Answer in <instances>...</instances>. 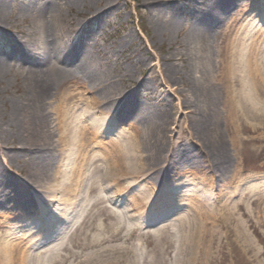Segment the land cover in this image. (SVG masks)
I'll return each mask as SVG.
<instances>
[{"label": "bare ground", "instance_id": "obj_1", "mask_svg": "<svg viewBox=\"0 0 264 264\" xmlns=\"http://www.w3.org/2000/svg\"><path fill=\"white\" fill-rule=\"evenodd\" d=\"M36 1H41V5L32 12L29 33L18 42L24 44L27 54L36 48L41 52L28 64V69L19 64L13 72L26 71L29 92L24 99L27 100L17 101L12 97L11 107L1 115L0 122V140L17 135L20 146L13 147L12 151L20 148L29 155L30 163L25 190L19 187L12 190L8 182L0 180V188L13 193L12 206L0 215L3 218L0 219V264H169L176 244L175 264H207L216 236L221 238L219 228L223 229L222 237H228L225 230L232 229L228 222L234 218L233 213L225 211V206L222 212H212L208 199L216 197L207 192L202 182H192L193 188L184 193L185 182L181 178L187 181L190 172L178 178L170 173L175 171V166L170 161L173 152L167 146L170 121L164 110H154L150 116L143 113L142 107L130 106L127 92L107 72L110 69L106 60L89 50L80 57L68 47L73 38L70 35L85 25L84 20L79 19L74 28L66 29L65 18L56 7L61 0ZM103 1L101 14L116 9L115 0ZM171 1L183 0H143L151 9L165 7ZM191 1L196 9L190 28L179 44L181 51L171 53L167 61L172 62L178 54L190 53L192 60L202 65L203 76L189 87V108L197 115V121L205 124L199 135L203 140L212 138L211 147L210 144L207 147L215 156V171L224 174L228 170L226 142L219 119L230 118L232 135L238 134L239 127L249 126V121L256 122L253 131L264 129V0H248L235 10L225 27L226 51L219 62L214 60L210 40L214 28L224 19L223 13L237 0ZM4 11V0H0V23ZM28 11V7L19 9L18 17L24 18ZM176 26L171 17L155 30L163 39H168ZM63 35L69 37L64 45L59 42ZM117 51L110 50L112 54ZM59 58L91 84L89 90L73 89L61 96L52 117L47 104L51 84L49 69ZM5 61L0 55V74ZM154 69L155 66L151 70ZM165 71L173 72L176 68L167 63ZM126 116L132 121L128 129L124 125ZM119 125L122 127L117 128ZM180 152V159L189 161L187 151ZM181 192L184 202L177 200ZM125 195L130 198L128 207L123 212H115L112 206ZM94 198L89 213L85 214L82 209L76 212L79 201L92 204ZM100 204L104 208L101 212L108 213L102 219L99 213H91ZM182 205L189 208L183 214L179 209ZM152 209L159 214L155 218L156 232H140L148 221L140 222V226L131 221L140 216L150 219L156 214ZM133 210L135 214L131 216ZM171 211L178 212L177 216L160 221L163 214ZM111 217H117L116 221L108 223ZM129 223L135 226L127 229ZM80 225L84 229L88 226V231L96 230L93 237V232L89 234L85 230L75 234ZM166 229L177 231L178 239H170ZM134 233H138L141 243L133 246L129 239ZM240 239L241 243L248 241L249 247L254 246L249 235L247 239ZM110 242L119 244L107 250H94ZM141 244L155 245L156 253L153 256L143 253L130 259L134 247ZM72 247H82L83 252L91 250L84 254H66L73 253Z\"/></svg>", "mask_w": 264, "mask_h": 264}, {"label": "rangeland", "instance_id": "obj_2", "mask_svg": "<svg viewBox=\"0 0 264 264\" xmlns=\"http://www.w3.org/2000/svg\"><path fill=\"white\" fill-rule=\"evenodd\" d=\"M71 1L61 0L56 5L65 18L66 29L74 28V24L79 19H83L85 22L82 28L75 29L70 35L71 37L73 35V38L70 39L71 44H68L70 50L80 57L85 54L86 50H89L94 56L106 60L110 69L107 72L116 77L120 89L125 93L127 92L130 106H136L134 109L142 107L143 113L150 116L156 110L163 109L170 121L167 146L173 152L170 161L175 166V171H170L171 175L178 178L177 176L186 174V171L190 172L187 181L184 180L185 178H181L185 182L183 183L184 193L189 188H193L192 182H202V185H206L207 192L213 193L216 197L212 200L208 199L211 211L222 212V207L225 206V211L233 213L234 218L228 222L232 229L225 230L228 237H222L223 229L219 228L221 238L216 236V244L210 249L207 264H264V129L253 131L252 126L256 125V122L249 121V126L246 124V126L243 125V128L239 127L238 134L232 135L230 133L232 127L229 122L230 118H220V129L223 131L226 142L228 170L224 174H222L223 171H215V156L207 147L212 138L210 141L208 139L203 140L199 135L206 127L203 122L197 121V115L192 113L188 101L191 95L189 87L197 79H201L205 71L201 70L200 66L202 65L199 62L192 60L190 53L178 54L172 62L167 61V57L171 53L181 51L179 44L190 28L192 14L196 9L194 2L191 0L171 1L165 7L151 9L144 4L143 0H115L116 9L101 14L103 0ZM247 1L237 0L226 13H223L222 23L214 28L210 42L216 62L221 60L226 51V25L231 22L235 10L239 6L245 5ZM4 4L3 21L0 23V55L4 56L6 61L3 72L0 74V122L2 121L1 115L11 107L10 100L12 97L16 98L17 101L25 102L27 100L24 98L29 92V88L26 86L29 77L26 71L23 73L17 71L14 74V66L17 68L21 64L28 69V64L34 62L41 52L40 49L36 48L27 54L23 48L24 44L18 42L27 37L31 27L32 12L40 7L41 1L4 0ZM233 6L234 9H232ZM26 7L29 8V13L24 18L18 17L19 9ZM217 12H219L218 9ZM151 16L152 20H149ZM171 17L177 22V26L168 39H163L155 28ZM59 42L64 45L69 42V37L60 36ZM113 48L118 50L115 54L110 52ZM137 61L139 62L137 63ZM145 63L148 65L142 67ZM167 63L174 65L176 71H165ZM154 66L155 69L152 71ZM128 69L131 71H126ZM49 70L51 84L47 103L48 112L52 117H55L54 107L59 103L61 96L68 94L73 89L89 90L91 81L85 78L83 74L68 67L61 58L56 62L54 61ZM123 114L127 115L126 112ZM128 117L126 116L128 119L126 123L131 121ZM126 123H124L126 129L130 128L132 121L128 125ZM18 141L17 135H8L0 140V180L8 182L11 189L19 187L25 190L24 187L25 184L27 186L30 173L29 155L26 152H21L20 148L18 151H12L13 147L20 146ZM180 151H187L189 161L180 159V153H182ZM166 164L169 165V163ZM12 190L0 188V215L13 204ZM182 194L183 192L180 193L177 200L184 202ZM93 195L99 197L97 192H94ZM129 200L127 195L119 198L117 202L115 201V206H112L114 211L123 212L128 207ZM180 201L178 202L180 203ZM79 202V205L76 206V212L82 209L86 214L93 207L95 198L92 204L85 201ZM118 203L120 204L118 205ZM154 207L157 208L158 206L154 205ZM101 209H104L102 204L94 207L91 213H99L100 219L105 218L108 213L106 211L101 212ZM179 209L183 214L189 208L187 205H182ZM130 212L131 216L135 214V210ZM151 212L156 213L155 209H152ZM170 213L163 214L160 221L174 218L178 214V212L172 213L173 215ZM158 216L157 212L150 216V219L140 216V219H133L131 222L140 226V222L148 221L146 225L141 226L139 231L152 234L157 230L158 225H155L157 224L155 218ZM112 217L109 218L108 223L116 221L115 218L117 217ZM0 219L3 218L0 216ZM81 221L82 219L79 218L78 224ZM92 225L96 227L97 224L93 223ZM134 226V224L129 223L127 229ZM83 230L88 231V226L84 229L83 225H80L75 234H79ZM175 230H177L176 226ZM95 231L93 232L92 229L88 233L93 232V237ZM165 231L170 239L174 241L178 239L179 233L177 231L173 232V229H166ZM248 235L253 241L254 246L252 247L248 246V241L241 243L240 238L245 237L247 239ZM148 238L151 239L149 236ZM139 239L138 233H134L129 241L134 246V244L141 243ZM118 244L119 242L104 243L94 250H107V248ZM69 248H71V242ZM156 249L155 245L141 244L139 247H134L129 256L130 259L132 257L134 259L136 255L143 253L146 256H153ZM172 249L173 254L168 259L169 264L176 263L174 257L177 244ZM90 250L86 252L88 253ZM72 251L73 253H65H86L83 252L82 247H72Z\"/></svg>", "mask_w": 264, "mask_h": 264}]
</instances>
